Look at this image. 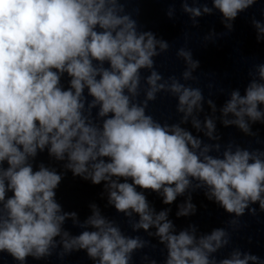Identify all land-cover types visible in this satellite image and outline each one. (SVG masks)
<instances>
[{"label": "clouds", "instance_id": "clouds-1", "mask_svg": "<svg viewBox=\"0 0 264 264\" xmlns=\"http://www.w3.org/2000/svg\"><path fill=\"white\" fill-rule=\"evenodd\" d=\"M256 3L212 0L229 29L239 13ZM124 10L120 0H0V253L26 264L28 257H50L59 244L61 258L86 250L94 264H131L134 252L155 248L139 236L124 235L95 204L83 224L75 212H62L55 191L62 174L43 163L34 169L38 152L47 149L55 160H66L64 167L74 176L94 185L104 182L108 203L118 213L138 215L137 222L130 221L134 231L155 228L149 235L166 249L163 264H264L259 256L239 250L217 261L211 254L229 244L228 232L217 228L197 237L194 226L176 232L167 210L156 213L150 207L145 191L159 193L169 205L196 181L194 187H205L208 199L229 214L241 217L248 209L255 216L257 209L250 205L256 204L264 212V151L238 145L233 151L229 143L222 156H213L209 153L219 152L220 144L201 147L202 140L181 124L149 114L157 93H171L178 97L181 123L192 117L200 131L193 113L203 110L204 96L175 76L164 80L153 57L169 44L151 31L138 32L137 21L121 14ZM183 11L195 23L202 11L211 14L212 9L205 5L201 11L185 2ZM253 24L257 40L264 39V24L255 19ZM177 56L188 65L183 79H195L192 70L199 62L184 48ZM255 68L258 79L250 81L243 95L232 91L221 109L225 126L234 124L252 136L249 121L264 123V63ZM142 69L150 70L143 100ZM64 74L70 78L67 88L61 84ZM208 104L215 111L213 101ZM229 114L235 119H227ZM203 127L205 136L219 139L213 135V118L206 117ZM194 211L189 196L177 216ZM68 218L86 230L71 236L62 227ZM142 260L157 264L147 254Z\"/></svg>", "mask_w": 264, "mask_h": 264}]
</instances>
